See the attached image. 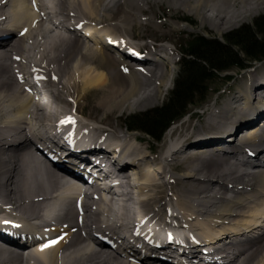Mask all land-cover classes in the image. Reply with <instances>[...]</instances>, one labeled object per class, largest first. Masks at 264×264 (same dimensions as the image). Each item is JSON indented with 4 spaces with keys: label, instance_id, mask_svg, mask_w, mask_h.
Returning <instances> with one entry per match:
<instances>
[{
    "label": "bare ground",
    "instance_id": "1",
    "mask_svg": "<svg viewBox=\"0 0 264 264\" xmlns=\"http://www.w3.org/2000/svg\"><path fill=\"white\" fill-rule=\"evenodd\" d=\"M157 1L196 13L218 31L264 6V0ZM120 2L128 11L146 12L144 0H0V208L18 211L17 216L34 220L48 232L24 242L20 229L14 233L0 223V264H173L170 256H149L158 252L155 247L145 246L148 257H142L131 243L89 241V234L101 227L117 240L116 230L124 226L169 219L192 234L183 240L184 251L173 255L184 264H222L215 255L204 260L206 255L197 253L205 239L216 237L225 239V264H264V167H256L264 163V127L257 128L264 123L258 119L264 118V66L252 68L238 91L220 93L200 113L190 111L185 121L177 127L180 120L175 123L160 155L126 126L129 133L107 128L104 119L93 125L68 112L72 104L84 112L82 98L92 89L101 90L98 106L111 114L154 106L169 86L171 67L168 75L156 55L137 57L117 37L116 25L103 24ZM87 25L92 32L84 31ZM124 36L126 41L144 38ZM159 46L143 50L167 51ZM117 59L127 76L133 72L129 82L114 81L120 77L109 70V62ZM62 113L87 127L91 144L71 142L66 133L53 138L50 149L40 145V139L35 142L51 134L45 130L52 131L49 127ZM193 117L202 126L185 138L171 139L173 130L177 135L180 128L187 130ZM255 118L259 123L253 126L249 122ZM234 133L244 139L242 145L232 142ZM28 134L32 140H26ZM116 141L141 156L131 155L129 161L128 154L111 149ZM50 150L61 152V159ZM241 153L248 157H239ZM96 155L98 176L77 173V167L90 170L88 160H98ZM108 165L121 166L111 182L113 169Z\"/></svg>",
    "mask_w": 264,
    "mask_h": 264
},
{
    "label": "rangeland",
    "instance_id": "2",
    "mask_svg": "<svg viewBox=\"0 0 264 264\" xmlns=\"http://www.w3.org/2000/svg\"><path fill=\"white\" fill-rule=\"evenodd\" d=\"M143 8L145 9L146 12L135 13L132 11H128L129 7L126 3L123 4V2H120L118 9L113 10V13L107 14V18L103 20V24L104 25L106 24L116 25L117 29H114V31L116 32L117 37H119V39L122 41L121 42L122 44L125 43L126 45L131 46L132 47V48L130 47V50L132 49L131 52L135 51V53H137V57L146 56V55L142 56L144 54L143 53L144 47L160 45L159 49H162V50L169 51L168 50V47H169L170 53H172V51L174 50L176 53L177 60L179 59V55H180L178 51L179 49L178 47H180L186 41V39H188V36L190 34L199 33V34H203L206 36H214L218 39H222L227 33L234 31L236 29H239L240 27L245 26V25H252L255 18L264 15V6H263L261 7V9H259L260 11L258 10L257 12L247 15L246 17H244V19L240 20L237 24L233 26L231 25L230 27L226 28L223 31H218L217 29L211 27L210 22L203 23L201 16L197 15L196 13H189L186 10H184L182 7H179L171 3L169 4L168 2H165V1H163L162 3H159L157 0H147V1L144 0ZM124 13L127 14L126 18L123 15ZM184 16L192 19L195 22V24L183 22L180 17H184ZM124 34H129V36H132V37H136L137 34H140V35H143L144 38L130 39V37H127L130 41L128 40L126 41ZM165 38L167 40L163 41L162 39H165ZM171 49L173 50L171 51ZM250 61H251V64L248 60L247 63L249 65L242 70L239 68H231L230 70L224 72L222 76L206 82L207 90H206L205 99L203 100V99L196 97L194 101L191 104H189L188 107L186 108V112H187L186 115L182 117L180 121L178 119L179 122L177 121L178 123L176 124V127L178 126V124H180L181 122L185 121L188 118L187 115L189 114L190 111H193L192 113H194V111L197 113H200L201 109H203L206 106L211 105L215 100H217L216 98L218 97L220 93L226 92L227 94H224V95H228L229 92L238 91L239 88L244 87L243 84H245L244 79H245L246 74L252 71V68L261 69L262 68L261 66H264V58L257 59V60H250ZM163 64L166 67L165 69L168 75H170L172 69L169 66H167V64L165 63ZM121 65H122V61L118 59L116 62H109V70L112 71L113 69V71L117 73L120 77L119 79L115 78L114 81H117L119 83L122 81L129 82L130 76H134V74L133 72H131V75L127 76V74L124 73V70L121 69ZM159 65H160L158 66L159 68L160 67L164 68V66H162L161 64ZM178 71H179V65L178 66L176 65V67L173 68L172 70L173 74L170 75V77L171 76L172 77L170 79L168 88L165 90L166 93L164 92L161 95L159 102L154 106H150L145 109L117 110L109 114L104 110V108L98 106V98H99L98 91H101V90L92 89L90 91H93V92L85 95L82 98V101L87 104V107L85 108L84 112H78L74 110L73 104L68 106L69 107L68 112L74 117L76 116L82 122H87V123L96 125L97 121L104 119L101 121L109 123V125H106L107 128H110V129L116 128L118 131L123 129L127 132V130L125 129L126 125H125L124 120L128 116L152 110L156 107L161 106L164 102H166L167 97L169 96L170 92L174 88L175 79L177 78ZM262 72L264 71L262 70ZM224 74L231 76L233 79L227 82L226 78L224 77ZM215 91H217L216 94L214 93ZM258 91H262V89H259ZM222 102H223V98L221 100V103ZM198 121L199 119L197 118H194V117L190 118L189 128L187 130L184 128H180L178 135H177L178 131L174 129L171 135L172 136L171 139L177 138L178 136L185 138L187 135L193 132L191 130H194L195 127L197 129L202 126V122L200 124ZM131 133L138 135L144 141H149L150 144L155 148L154 150L155 155H160L163 152V150L166 148V146L169 143L168 139H170L168 134L166 133L165 134L167 136L162 137V139L157 142L155 139L151 137L149 138V135L147 136V134H144L141 131H132ZM159 145H162V146H159ZM182 169H184L183 166H182ZM242 169L244 170V168ZM173 173H176L177 175H179V173L182 174V172H175V171H173Z\"/></svg>",
    "mask_w": 264,
    "mask_h": 264
},
{
    "label": "trees",
    "instance_id": "3",
    "mask_svg": "<svg viewBox=\"0 0 264 264\" xmlns=\"http://www.w3.org/2000/svg\"><path fill=\"white\" fill-rule=\"evenodd\" d=\"M180 51L178 75L166 102L152 110L128 116L124 121L129 130L142 131L155 140L161 139L196 97L205 99L206 82L222 76L231 68H246L248 60L251 64L250 60L264 58V15L255 18L252 25L231 31L222 39L190 34ZM224 77L232 80L231 76L224 74Z\"/></svg>",
    "mask_w": 264,
    "mask_h": 264
},
{
    "label": "snow or ice",
    "instance_id": "4",
    "mask_svg": "<svg viewBox=\"0 0 264 264\" xmlns=\"http://www.w3.org/2000/svg\"><path fill=\"white\" fill-rule=\"evenodd\" d=\"M54 243V242H53ZM48 245H45V247H47Z\"/></svg>",
    "mask_w": 264,
    "mask_h": 264
}]
</instances>
